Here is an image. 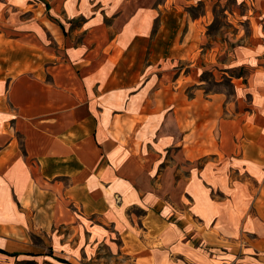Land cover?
I'll return each instance as SVG.
<instances>
[{"label": "crops", "instance_id": "0c3cea01", "mask_svg": "<svg viewBox=\"0 0 264 264\" xmlns=\"http://www.w3.org/2000/svg\"><path fill=\"white\" fill-rule=\"evenodd\" d=\"M43 3L0 0V264H264V0L220 62L250 74L200 124L196 88L162 79L178 42L223 68L207 12L153 33L123 0Z\"/></svg>", "mask_w": 264, "mask_h": 264}, {"label": "rangeland", "instance_id": "374dc122", "mask_svg": "<svg viewBox=\"0 0 264 264\" xmlns=\"http://www.w3.org/2000/svg\"><path fill=\"white\" fill-rule=\"evenodd\" d=\"M44 2L45 4L59 5L63 4L65 0H38V2ZM128 6V14L135 12L142 8H148L150 11V19H155L158 17V24L152 22L150 24V29L153 33H156L159 25V18L163 17L165 21H170L174 19H179L182 17L194 18L204 16L207 12V25L202 29L203 37L208 35L207 46L214 47L213 63L214 67H223L220 62L222 60H230L231 64L236 59L233 52L236 46L245 45L250 42L252 38V29L258 31L257 17L252 9L257 7V0H123ZM43 3V4H44ZM50 17L53 26L52 28H47V32L54 39V44L57 45L55 35L57 34V26L59 24L58 20L60 15H48ZM247 17H251L247 18ZM86 19L69 20L67 25L66 33H72L75 27H81ZM204 23V20H203ZM61 26V25H60ZM76 27V28H77ZM63 32L64 28L61 26ZM74 29V30H73ZM169 28L166 27V30ZM154 30V31H153ZM89 30H80V34L89 33ZM182 33H184L182 31ZM54 45V46H55ZM176 52L180 53V60L172 61L167 58L169 55L166 54L164 67L166 72L162 82L165 84L166 91L171 92L173 89L172 82L177 80L179 74L181 76L180 85L183 86V93L186 96L191 95L190 90L193 91L196 88L197 95L200 96L197 105L198 114V124L199 120L204 117V113L208 111L206 109L205 98H208L210 94H216L223 92L226 96L231 99L234 94L235 81L236 78L242 77L238 83L246 81V77L250 74V69L246 66L239 68H221L218 71H214L216 68L205 69L201 68L205 63L203 51L197 49V55L193 53L189 54V51H183L184 48L179 46V42L175 43ZM165 51H171L165 48ZM181 51V52H180ZM222 51V52H221ZM225 52V53H223ZM220 53L224 55L219 56ZM200 55V56H199ZM191 57V58H189ZM193 57V58H192ZM196 62V67L194 68L192 62ZM245 67V68H244ZM161 75H159L160 77ZM190 84L194 88H187L186 86ZM196 86V87H195ZM164 87V86H163ZM195 90V89H194ZM161 92V94H164ZM162 104L161 106H163ZM166 108V106H164ZM169 111V110H168ZM210 112V110H209ZM170 127H173L171 124ZM199 140V139H198ZM213 142L214 139H212ZM36 243L39 245H46L43 235H38L35 239ZM48 252V251H47ZM47 264H59L55 261L47 262Z\"/></svg>", "mask_w": 264, "mask_h": 264}]
</instances>
